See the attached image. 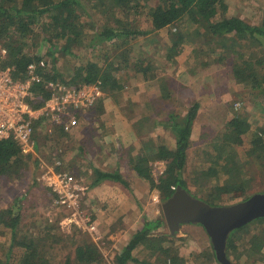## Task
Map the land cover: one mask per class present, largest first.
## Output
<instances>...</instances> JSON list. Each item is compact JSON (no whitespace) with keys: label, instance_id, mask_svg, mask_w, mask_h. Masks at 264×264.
<instances>
[{"label":"trees","instance_id":"obj_1","mask_svg":"<svg viewBox=\"0 0 264 264\" xmlns=\"http://www.w3.org/2000/svg\"><path fill=\"white\" fill-rule=\"evenodd\" d=\"M0 0V49L6 50L5 57L0 59L2 67H10L13 77L17 80L26 78L29 64L35 66V73L42 81L35 83L33 93L40 98L31 102L33 107H38L43 100L49 97L50 92L45 88L46 82H59L67 86H80L98 84L105 96H100L95 104L87 109L92 110L101 104L106 97L114 100L122 93L124 83L121 77L130 70L136 75H141L144 81L149 78V73L156 70L151 58L142 56L134 39L147 33L172 28L182 21H188L196 26L197 34H208L211 40H216L220 50H232L235 53L231 61L232 80L244 87L257 91L264 100V56L255 60H244L235 50L239 39H246L252 45L264 48V19L261 25L250 24L237 16H225L227 4L225 0ZM89 3L90 9L85 4ZM96 17L94 21L85 15ZM97 15V16H96ZM92 17V18H93ZM143 19L148 27L142 29L135 21ZM140 21V20H139ZM41 34L48 48L60 53L86 55L84 61H69L71 69L60 70L53 63L51 66L40 65L41 56L35 55L27 48L36 31ZM174 30H176L174 28ZM178 31V30H177ZM178 39L187 37L180 31L176 32ZM79 46L76 52L75 46ZM173 49V48H172ZM174 53V52H173ZM90 54V55H89ZM92 55L95 58H92ZM175 55V54H174ZM162 80V81H161ZM167 81L158 76L150 82V93L159 89L162 97L167 99ZM199 103L194 101L183 114H177L170 109L167 119L162 124L168 126L174 134V145L159 144L148 146L144 152L138 154L134 170L141 177L151 178V163L164 161L166 170L158 177L157 190L162 201L170 197L175 189L180 186L188 191V182L184 173L187 164V149L189 136L198 113ZM160 123L158 120H154ZM161 124V125H162ZM227 129L221 141L211 140L202 148L203 159L192 172L195 184L207 180L212 183V199H217L222 194H242L245 189L244 178L264 179V136L258 129L248 136L250 155L242 160L230 155L227 149L229 139L241 140L253 128L252 124L240 113H234L228 120ZM44 134H41V129ZM36 133V149L40 150L43 141L49 138H64L68 134L63 126H53L47 131L45 124H38ZM229 135V136H228ZM246 138V137H245ZM207 148V149H206ZM206 149V150H205ZM201 151V152H202ZM30 159L36 164V156L23 153L19 145L11 139L0 140V176L18 173ZM144 164L145 167L143 166ZM95 178L92 184H98L104 179L121 180L118 174H113L94 169ZM244 177V178H243ZM250 177V178H249ZM249 197V196H247ZM246 197V198H247ZM209 204H213L210 201ZM15 200L14 205L0 211V264H51L34 240L18 233L20 226L21 206ZM254 228L245 224L230 232L226 241V255L240 259L243 255L248 258L262 261L264 243V217L255 220ZM185 224V223H184ZM162 225H166L162 218L144 219L141 228L137 229L122 247L116 258V264H124L127 260L139 262L133 257V251L144 245L152 250V254L161 252L163 264H178L183 260L174 253L170 246L162 245L167 241V236L174 238L173 232L168 229V234L156 232ZM183 225V224H181ZM167 226V225H166ZM168 228V227H167ZM62 232L50 234L53 243H58ZM169 239L167 242H171ZM246 244L239 250V243ZM249 248L246 250V248ZM213 249V248H212ZM239 250V251H238ZM245 251V252H244ZM247 251V252H246ZM257 251V252H255ZM257 253V254H255ZM151 254V255H152ZM213 259H216L213 250ZM140 263V262H139ZM214 262H212L213 264ZM63 264H106L98 247L93 242L85 241L74 247L73 256L67 255ZM142 264H152L142 262Z\"/></svg>","mask_w":264,"mask_h":264},{"label":"rangeland","instance_id":"obj_2","mask_svg":"<svg viewBox=\"0 0 264 264\" xmlns=\"http://www.w3.org/2000/svg\"><path fill=\"white\" fill-rule=\"evenodd\" d=\"M118 1L115 0L114 2ZM225 3L227 4L225 16L236 15L245 18L251 24H262L264 0H225ZM85 5L87 7L89 3ZM88 8H91L90 5ZM92 17L88 14L84 16L86 20L90 18L95 21L97 19ZM139 20L135 21V24L146 29L148 24L143 19ZM196 26L188 21H182L170 29H161L158 35L147 33L134 39L139 53L151 58L154 62L156 70L149 73V78L154 81L156 77L162 76L169 83L173 92L171 91L170 98L164 99L165 105L161 108L158 105L162 104L160 100H157L159 96L161 97V90L150 94L148 82H144L141 75H136L130 70L120 79L125 86L122 94L126 96L120 94L121 103L118 101V104L120 107L126 106L128 109L131 108L129 102L140 101L142 97H144L143 99L146 98V101L151 98V103L155 104L154 106L157 105V108H161L162 111L154 117V120H158L160 122L158 124H162V121L167 119L165 114L169 109H173L181 115L186 112L192 102L197 100L199 109L189 136L187 164L184 173L188 182V191L192 196L206 202L228 205L241 201L254 193L263 192L264 179L256 178L254 175H250L253 177H249L250 179H247L248 176L243 177L245 189L242 194H222L217 199H212V183L202 180L199 181V184H195L192 180L191 171L202 163L201 160L204 156L202 148L205 143L215 139L221 141V137L227 129L226 123L236 112L246 117L253 128L241 140L229 139L228 146L231 149H227V151L230 152V155L237 157V160H242L247 154L250 155L251 151L248 144L250 133L252 134L256 131L255 129H258L264 136V100L259 97L256 90L252 91L250 88L244 87L243 84H238L232 80L231 61L234 59L235 53L231 52L232 50H220L216 40H211L210 35L197 34ZM177 30L187 38L178 39ZM27 43L31 45L27 49L35 55H40L41 60L47 63L46 65L51 66L54 63L60 70H70L69 61L75 63L76 61L73 60L78 58L81 61L87 59V54L78 55L77 58L76 54L68 55L48 48V43L42 39L38 30ZM74 48L78 52L79 46L76 45ZM235 50L241 54L244 60H255L264 56V48L258 45L251 46V43L246 39H239ZM92 58L95 56L92 55ZM126 97H130L129 99L132 101H127ZM214 97L215 99H213ZM110 99L117 103L113 98L110 97ZM111 100H107L109 105L103 103L102 100V105L97 104L92 113L90 110L82 111L77 126L80 128L85 126L87 135L94 134V137L97 138L98 132L96 130L101 129V127L96 126L98 123L96 118L105 119L106 122L110 123L109 118L114 115L113 112L111 113L113 110ZM144 103L135 106L127 114L122 111L127 124H131L133 121L140 122L141 117L146 112L142 108ZM101 110H105L108 114L101 112ZM155 112L154 110L153 114ZM120 119L114 118L117 121ZM92 122L96 123L93 128L90 124ZM139 124L135 126L138 127ZM158 124H153L154 127H151L150 122L147 124L149 134L150 131L154 130L151 133L154 143L173 146L174 134L170 128ZM77 126L73 127L72 132L69 135L66 134L64 138H52V140L47 138L44 140V145L38 150L37 155L46 163L52 162L53 159H59L62 161L63 169L69 170L75 176L74 171H77L81 173V176L92 177L93 175L88 173L90 165L87 155L83 153L76 155L78 150L75 147L78 145L80 133L82 134L78 129L74 131ZM44 129H41L42 135L45 132ZM122 149L127 151V146L122 147ZM63 157L67 160H64ZM33 161L30 159L18 173L13 172L11 175L0 176V211L14 205L15 200H17L16 204L21 206L19 209L21 214L20 226L18 227L19 237H22L21 235L31 237L35 246L38 247L41 254L51 261V264H63L67 255L73 256L74 247L85 241L93 242L98 247L106 264H116L118 253L131 235L141 228L144 219H163L161 208L163 201L157 190V182L158 177L162 176L166 170L164 161L151 163V178L148 179L135 178L133 174H137V172L133 169V164L128 165L127 161L119 168L121 172L118 175L122 181L106 179L119 186L120 192L116 198L121 199L119 205L118 202L116 205L104 199L99 202L96 198L92 199V197L88 198L87 196L88 200L86 198L81 202V208L88 215L90 222H94L95 228L93 230H87L76 219L69 220V211L54 205L55 196L54 194L51 195L52 192L38 179L40 169ZM79 164L83 165L82 168L86 169V172H83L82 168L79 169ZM145 165L143 166L145 167ZM108 190L112 191L113 189L108 188ZM255 220L249 222L251 223L250 228H254ZM0 228L4 229L3 226ZM55 232L64 234L58 243H53V238L50 237V234ZM156 232L168 234V228L166 225H162ZM166 239L168 241L171 238L167 236ZM171 240V242L166 241L161 244L170 246L174 253L183 258L178 264H212V262H214L213 264H220L213 259L214 249H212L210 238L199 223L181 225ZM239 245V250L246 246V244L241 245V240ZM248 249L247 247L246 250ZM0 254L2 253L0 252ZM151 254L152 250L143 245L134 250L132 254L140 263L127 260L124 264H142L145 261L152 264H163V261L160 260L163 257L161 252ZM262 255V261L260 259L255 260L254 257L248 258V255V257L243 255L240 259L234 258L233 255L227 258L231 264H264V243L263 251L258 254V257Z\"/></svg>","mask_w":264,"mask_h":264},{"label":"built area","instance_id":"obj_3","mask_svg":"<svg viewBox=\"0 0 264 264\" xmlns=\"http://www.w3.org/2000/svg\"><path fill=\"white\" fill-rule=\"evenodd\" d=\"M6 50L0 49V59ZM40 65L46 63L40 60ZM26 78L17 80L10 67L0 65V140H14L23 153L37 157L40 174L38 179L54 194V205L69 211V220L80 221L87 230L95 228L94 222L81 208V202L88 187L80 182L69 170L63 169L62 161L53 159L46 163L37 155L36 133L38 124H45L50 132L53 126H63L65 130L77 126L82 111L91 108L103 91L98 84L67 86L59 82H46L50 92L38 107L31 102L39 96L34 95L33 86L42 78L35 73V66L29 64ZM76 221V222H77Z\"/></svg>","mask_w":264,"mask_h":264},{"label":"crops","instance_id":"obj_4","mask_svg":"<svg viewBox=\"0 0 264 264\" xmlns=\"http://www.w3.org/2000/svg\"><path fill=\"white\" fill-rule=\"evenodd\" d=\"M234 16H236V15H234ZM237 17H239V16H237ZM239 18H241L243 21L247 22V20L245 18H243V17H239ZM248 23H250V22H248ZM160 30L153 31L152 33H149V34L158 35V32ZM144 82H148V84L150 85V82H152V80L149 79V80L144 81ZM124 88H125V86H124ZM171 89L172 88L170 87V85L168 83L167 84V91H168V94L170 97L172 95ZM148 92L150 93V88H149ZM122 95H125V94H122ZM103 96H105L104 93L102 94V97ZM170 97H168V98H170ZM129 98L130 97H128V98L126 97L127 101L130 100ZM143 98L144 97H142V99L140 101L130 100V101H132V102H129L131 108H128V109L126 106L120 107V105L118 104V101H119V103H121L119 100L120 96H118V98L115 100V101H117V103L116 102L114 103L110 99V97L104 98L103 103H105L106 105H109V102L107 100H111L112 105H113V107H112L113 110H111V113L113 112L114 115L110 116V118H109V120L111 121L110 123L106 122L105 119L100 120L98 117L96 118V120H98V123L96 126L99 125V127H101V129L96 130L98 132L97 138L94 137V134L87 135L88 132L85 131V126L83 128H80L79 126H77L76 129L74 130V131H76L78 129L79 132H82V134L80 133L79 139L77 141V144L79 145V147H78V145L75 147L78 150V153L76 155H81L82 153L84 155H87L88 162L90 165V169H89L88 173H91V175H93L92 177H87V176L84 177V176H81V173H78L77 171L73 170L76 174L77 179H79L80 182H82L83 184H85V186L88 187L87 192H86L87 194L85 195L84 199H86L88 196V198H90V197H92V199L96 198V200H99V202L102 199H104V200L110 202L111 204L113 202L115 205L117 204L116 202H118V205H119L121 199H119V198L116 199L118 193L120 192L118 190L119 186L114 184V183L112 184L110 180H106V179L102 180L98 184H96V183L92 184V181L95 178L94 169H98V170L113 173V174H120L121 170L119 168L122 165H124L126 163V161H127L128 165L133 164V166H134L135 160L138 159V154H141L140 152H144L146 150V148H148V146L154 147V146L159 145V144L154 143L153 136L151 135V133L154 130L150 131L151 133L149 134L147 124L150 122L151 127H154V125L158 124L154 121V117H156V116H158V114H160L161 108H163V106L165 105L164 98L162 97V94H161V97L159 96V99H157V100H160V102L162 104V105H158V106H161V108H159V109L157 108V105L154 106L155 104L151 103V98L147 101H146V98L145 99H143ZM126 99H125V101H126ZM213 99H215V97ZM121 100L124 101V99H121ZM142 102H145L144 105L142 106V108L146 110V112L144 113L145 116L143 115L141 117L140 122H138V123L133 121L131 124L130 123L127 124L126 120L124 119L125 116L122 115V111L124 112V114H127V112L133 110L135 106L141 104ZM98 105H102V103L101 104L99 103ZM154 107H156V108H154ZM154 110L156 111L155 114H153ZM92 112H94V110H92L90 113H92ZM101 112L104 113L105 110H101ZM167 112H166V114H167ZM106 114H108V113H106ZM89 118H91V117H89ZM114 118H119V119L121 118V119L117 121V120H114ZM106 123L108 125L107 127H106ZM90 124H92V128H93V125H95L96 123L92 122ZM138 124H139V126L136 127ZM158 125H161V124H158ZM72 129L73 128L68 130V132H67L68 135H69V133L72 132L71 131ZM113 143H114V145H113ZM125 146H127V151H124L122 149V147H125ZM64 160H67V159L64 158ZM82 167H83V165L79 164V169H81ZM85 170L82 168L83 172H86ZM133 175L137 179L141 178V176L138 175V173L137 174L135 173ZM108 188L113 189V190L112 191L108 190ZM51 195H52V193H51ZM88 198H87V200H88ZM130 207H132V206H130Z\"/></svg>","mask_w":264,"mask_h":264},{"label":"water","instance_id":"obj_5","mask_svg":"<svg viewBox=\"0 0 264 264\" xmlns=\"http://www.w3.org/2000/svg\"><path fill=\"white\" fill-rule=\"evenodd\" d=\"M163 219L171 233L181 224L199 223L208 234L216 259L231 264L226 255L229 233L256 218L264 217V191L228 205H211L178 186L161 204Z\"/></svg>","mask_w":264,"mask_h":264}]
</instances>
